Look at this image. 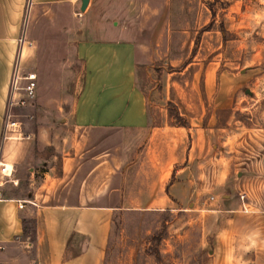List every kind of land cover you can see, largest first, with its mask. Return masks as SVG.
<instances>
[{
    "label": "rangeland",
    "instance_id": "obj_1",
    "mask_svg": "<svg viewBox=\"0 0 264 264\" xmlns=\"http://www.w3.org/2000/svg\"><path fill=\"white\" fill-rule=\"evenodd\" d=\"M148 4L136 16L142 30L134 76L145 96L146 125L88 133V147L108 151L96 172L110 177L117 188L110 199L120 205L103 264H252L250 254L231 253L221 239L229 212L211 208L245 187L255 198L264 186V0ZM63 70L53 85L54 105L75 93L81 62L72 52ZM23 109L18 119L27 128ZM51 112L48 135L62 142L72 128ZM31 146L35 160L23 162L17 187L4 183L5 195L30 197L42 171L58 173L61 146Z\"/></svg>",
    "mask_w": 264,
    "mask_h": 264
},
{
    "label": "crops",
    "instance_id": "obj_2",
    "mask_svg": "<svg viewBox=\"0 0 264 264\" xmlns=\"http://www.w3.org/2000/svg\"><path fill=\"white\" fill-rule=\"evenodd\" d=\"M79 3L0 0V129L16 40L22 31H27L25 36L32 42L24 49L22 64L36 73L35 95L22 107L28 111L25 119L31 129L21 126L24 120L20 117L21 129L29 137L0 142L2 158L12 167V184H19L23 162L31 163L37 156L29 150L31 145L37 151L47 145L61 146L58 173L42 171L43 179L36 183L32 196L5 195L4 184L0 187L2 264H103L111 216L120 205L110 199L117 190L110 177L103 180L96 172L108 151L88 147V133L94 128L138 130L147 122L145 96L134 76L142 30L136 16L140 6L149 7L148 0H87L75 16ZM70 52L81 62L75 77L79 84L76 81L68 102L54 105L53 85L62 78L59 73ZM52 110L59 111L61 125L72 128L62 142L48 135L54 120L47 112ZM262 116L264 132V106ZM31 168L27 174L30 184L35 180ZM249 191L239 189L242 198L228 195L211 210L221 215L229 212V224L220 232L228 250L250 254L252 264H264V186L255 198ZM20 201L22 206H18ZM26 223H31L29 229Z\"/></svg>",
    "mask_w": 264,
    "mask_h": 264
},
{
    "label": "built area",
    "instance_id": "obj_3",
    "mask_svg": "<svg viewBox=\"0 0 264 264\" xmlns=\"http://www.w3.org/2000/svg\"><path fill=\"white\" fill-rule=\"evenodd\" d=\"M74 14L79 16L81 11L77 8ZM16 42L17 45L12 60L0 129L1 143L6 139H21L29 137V134L21 129L20 120L18 119V110L28 105L35 95L36 73L34 70L24 68L22 64L24 49L31 46L32 42L25 37L23 31L17 37ZM7 167V163L3 160L0 153V187L6 182H15L11 165H9V168ZM242 196V194H239V198H242ZM0 198H2L1 189ZM22 204L23 201H20L18 206H22Z\"/></svg>",
    "mask_w": 264,
    "mask_h": 264
},
{
    "label": "water",
    "instance_id": "obj_4",
    "mask_svg": "<svg viewBox=\"0 0 264 264\" xmlns=\"http://www.w3.org/2000/svg\"><path fill=\"white\" fill-rule=\"evenodd\" d=\"M80 1V3H79V10L80 11H82V10H84V7H85V5H86V2H87V0H79Z\"/></svg>",
    "mask_w": 264,
    "mask_h": 264
},
{
    "label": "bare ground",
    "instance_id": "obj_5",
    "mask_svg": "<svg viewBox=\"0 0 264 264\" xmlns=\"http://www.w3.org/2000/svg\"><path fill=\"white\" fill-rule=\"evenodd\" d=\"M7 166H9V164H7ZM7 168H9V167H7Z\"/></svg>",
    "mask_w": 264,
    "mask_h": 264
}]
</instances>
